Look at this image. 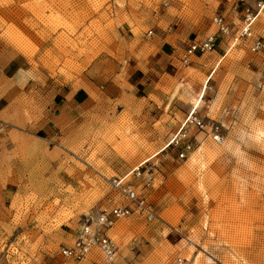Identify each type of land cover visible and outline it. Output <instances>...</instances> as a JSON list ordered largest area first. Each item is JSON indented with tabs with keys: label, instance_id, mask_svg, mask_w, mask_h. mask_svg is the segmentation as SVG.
I'll return each mask as SVG.
<instances>
[{
	"label": "rangeland",
	"instance_id": "374dc122",
	"mask_svg": "<svg viewBox=\"0 0 264 264\" xmlns=\"http://www.w3.org/2000/svg\"><path fill=\"white\" fill-rule=\"evenodd\" d=\"M235 1L0 0V264L60 262L59 249L85 225L130 206L113 188L128 175L123 185L156 217L116 222L110 264H264V49L211 52L201 72L180 59L186 73L163 89L174 106L157 100L166 117L153 126L134 123L139 109L112 99V79L147 60L150 31L172 27L187 42L214 34L213 18ZM253 29L264 40V9ZM30 86L41 96L91 95L76 138L51 149L36 137H44L34 127L43 114ZM190 114L204 129L181 131ZM187 142L192 150L180 159Z\"/></svg>",
	"mask_w": 264,
	"mask_h": 264
},
{
	"label": "crops",
	"instance_id": "0c3cea01",
	"mask_svg": "<svg viewBox=\"0 0 264 264\" xmlns=\"http://www.w3.org/2000/svg\"><path fill=\"white\" fill-rule=\"evenodd\" d=\"M260 3H263V1H235L234 9L227 12L226 15L222 14L226 18L231 35L224 36L216 31L214 34L218 36V44L213 53H219L231 47L233 35L236 34L241 27L244 17L243 12L250 6L253 9L254 7L252 6L258 7ZM172 31V27L163 31H156V34H154L153 31L152 41L147 42L144 46L146 50H150L147 60L142 64H129L131 67L130 71L127 68L125 73H121L111 81V85L117 87V94L112 99L124 103L123 108H125V110L133 108L139 109L132 118V121L136 124L141 123L140 120H142V122L153 126L166 117L163 113V108L157 104V100L163 104H167L171 101V103H173L172 106H174L175 98L171 99L165 95L163 89L174 90L176 85L174 86L173 83L181 80L186 73V68H180V59L187 47L210 35L209 32H207L187 42V40L180 41L174 39L172 37ZM201 59H203L202 56H194L188 67L201 72L203 69V67L199 66L201 64L199 60ZM201 65L205 66V64ZM186 83L191 87H195L194 83L189 80H186ZM89 85L98 89H106L104 86H97L93 81H90ZM32 87L30 86L29 88L30 98H34L40 103L43 114L39 118V121L34 124V127H37L38 133H44V137L40 135L35 136L45 140L49 145H52L50 146L51 149H54L55 146L53 147V145L57 143L66 140L71 141L76 138L80 130V120L86 115V110L83 106L90 104L91 95L87 94L86 90H73L64 95L63 89H55L53 95L49 96L48 94H43L41 96L38 90L36 91L35 88ZM39 88H41V86H39ZM171 117L173 118V116H170V118ZM177 117L181 118L182 116L174 113V120L178 122L179 120L176 119ZM31 133L34 136L32 131ZM167 149L162 151L158 156H162Z\"/></svg>",
	"mask_w": 264,
	"mask_h": 264
},
{
	"label": "built area",
	"instance_id": "2783aa9c",
	"mask_svg": "<svg viewBox=\"0 0 264 264\" xmlns=\"http://www.w3.org/2000/svg\"><path fill=\"white\" fill-rule=\"evenodd\" d=\"M264 9V3L258 4L257 10L253 8H247L244 11V17L241 23L240 29L233 35V46H239L241 44L246 45L250 43L249 49L252 53H259L264 49V40L258 39L255 35L253 26L258 16ZM213 23L217 27V32L224 36L231 35L229 25L226 18L218 14L213 18ZM153 31L149 32L152 35ZM218 44V36L216 34L209 35L206 38L191 44L185 50L181 58L182 66H189L191 59L196 56H204L213 52ZM188 125L195 126L197 129H204L205 125L203 121L199 120L196 116H189L182 126V130ZM186 136H183V139ZM217 140V137H215ZM192 150V144L187 142L184 145V152L179 154L180 159L186 158V153ZM143 166V165H142ZM141 166L136 171V177H141ZM124 179H118L116 181L115 188L123 196L126 197L130 203L129 207L116 206L110 212H102L97 218L96 222L91 225H85L79 232L78 237L74 241L72 246H62L59 249L60 262H49L46 264H110L114 260L118 251V244L109 235L110 230L116 224L117 221L128 218L133 215L143 216L147 221H153L156 214L153 210V206L148 203L146 198L140 197L137 190L131 185H123ZM152 178L147 179L148 186L151 185ZM150 181V182H149ZM96 253L100 254L103 259L101 262H97L94 258Z\"/></svg>",
	"mask_w": 264,
	"mask_h": 264
},
{
	"label": "bare ground",
	"instance_id": "6f19581e",
	"mask_svg": "<svg viewBox=\"0 0 264 264\" xmlns=\"http://www.w3.org/2000/svg\"><path fill=\"white\" fill-rule=\"evenodd\" d=\"M190 115L194 117L195 114H190ZM176 138L177 136H174V138L171 140V145L176 141Z\"/></svg>",
	"mask_w": 264,
	"mask_h": 264
}]
</instances>
